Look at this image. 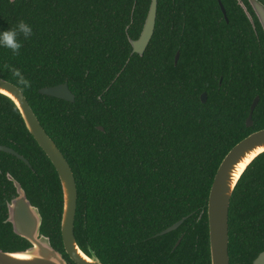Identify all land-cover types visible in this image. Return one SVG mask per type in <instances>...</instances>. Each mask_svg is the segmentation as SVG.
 Instances as JSON below:
<instances>
[{"label":"trees","instance_id":"trees-1","mask_svg":"<svg viewBox=\"0 0 264 264\" xmlns=\"http://www.w3.org/2000/svg\"><path fill=\"white\" fill-rule=\"evenodd\" d=\"M151 1L0 0V32L20 20L33 29L30 38L19 37V56L0 47V77L22 91L71 166L78 193L74 233L84 252L91 248L103 264H211L210 190L227 153L264 128V65L251 70L242 55L222 52L221 41L229 39L217 34L233 19L228 15V24L215 13L217 0H158L152 39L142 56L133 54L129 39L137 37L139 16L133 5L143 3L147 11ZM5 63L20 69L31 87L21 88ZM64 83L74 102L39 93ZM256 96L254 124L247 127ZM0 144L29 161L0 151V249L30 246L6 221L17 195L9 173L39 208L41 233L75 264L62 240L58 173L3 95ZM185 217L178 229L161 234ZM263 251L264 153L230 202V264H253Z\"/></svg>","mask_w":264,"mask_h":264},{"label":"water","instance_id":"water-1","mask_svg":"<svg viewBox=\"0 0 264 264\" xmlns=\"http://www.w3.org/2000/svg\"><path fill=\"white\" fill-rule=\"evenodd\" d=\"M14 2L16 0H10ZM264 26V6L253 2ZM158 0H152L143 31L137 40L129 39L133 53L143 55L154 34ZM180 53L175 57L177 64ZM42 95L74 102L75 96L67 83L39 90ZM0 95L10 99L18 109L27 130L47 155L55 167L63 191V212L61 234L66 254L75 264H103L97 254L89 248L84 252L78 245L74 225L77 210V185L71 166L65 156L47 134L22 91L13 83L0 77ZM203 102L207 94L201 96ZM256 97L250 107L246 125H252V115L258 104ZM99 130H103L99 127ZM0 151L16 156L29 165V161L13 148L0 144ZM264 153V129L253 132L237 143L224 157L215 174L208 200V226L211 264H230L229 259V207L235 188L252 162ZM17 195L7 204L8 218L16 235L26 239L30 246L21 251H3L0 249V264H68L64 255L57 251L48 236L41 233L42 215L27 197L21 184L9 173ZM186 220V217L164 230L161 234L172 232ZM180 240L177 242L179 244ZM264 264V251L253 261Z\"/></svg>","mask_w":264,"mask_h":264},{"label":"flooded vegetation","instance_id":"flooded-vegetation-1","mask_svg":"<svg viewBox=\"0 0 264 264\" xmlns=\"http://www.w3.org/2000/svg\"><path fill=\"white\" fill-rule=\"evenodd\" d=\"M253 2H256L258 5L263 4L264 6V0H226L225 2L217 0V6L215 7V13L217 14L220 11L222 18L226 23H230L228 15H230L233 19L230 27L226 29L225 34L222 33V31H219V34H217L218 39H223L224 37H228L229 39L227 41L228 44H226L224 41H221L223 44L227 45L225 49L222 50V52L226 51L229 54L235 53L236 55H242L243 57L241 58V61L244 64H247L245 68L248 67L251 70L254 67L259 69L264 65V26L257 13V10L255 9V5L253 4ZM135 4L136 2L133 5L132 12L136 11L137 16H139L136 17L135 21H133V34L137 37L132 40L139 39L150 9V5L148 7V10L145 11L142 6L143 3L138 5V7H136ZM141 13H145L144 19L140 18V16L142 15ZM217 22L220 23V19H217ZM217 22L215 23L219 26L220 24H218ZM213 34L214 33H211L209 35V37L212 39ZM256 97H258L260 100L259 96ZM253 124L254 122L252 115V125L250 127H252Z\"/></svg>","mask_w":264,"mask_h":264},{"label":"clouds","instance_id":"clouds-1","mask_svg":"<svg viewBox=\"0 0 264 264\" xmlns=\"http://www.w3.org/2000/svg\"><path fill=\"white\" fill-rule=\"evenodd\" d=\"M21 35L25 39H28L33 35L32 27L24 20H20L14 27L10 28V30L0 32V47L9 49L13 56H19L20 49L23 47V44L19 40ZM3 67L11 73V75L15 78L16 83L21 88L31 87V81L25 77L20 69L8 63H5Z\"/></svg>","mask_w":264,"mask_h":264},{"label":"rangeland","instance_id":"rangeland-1","mask_svg":"<svg viewBox=\"0 0 264 264\" xmlns=\"http://www.w3.org/2000/svg\"><path fill=\"white\" fill-rule=\"evenodd\" d=\"M15 187V186H14Z\"/></svg>","mask_w":264,"mask_h":264}]
</instances>
